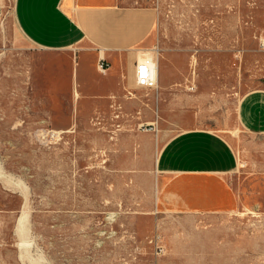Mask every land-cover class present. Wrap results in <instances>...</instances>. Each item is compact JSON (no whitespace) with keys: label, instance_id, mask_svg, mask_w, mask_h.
<instances>
[{"label":"rangeland","instance_id":"obj_1","mask_svg":"<svg viewBox=\"0 0 264 264\" xmlns=\"http://www.w3.org/2000/svg\"><path fill=\"white\" fill-rule=\"evenodd\" d=\"M15 2L0 0V264H264V207L165 212L155 170L162 141L210 130L263 190L242 106L264 91V0H134L157 14L160 82L125 71L112 95L97 52L34 44Z\"/></svg>","mask_w":264,"mask_h":264},{"label":"crops","instance_id":"obj_2","mask_svg":"<svg viewBox=\"0 0 264 264\" xmlns=\"http://www.w3.org/2000/svg\"><path fill=\"white\" fill-rule=\"evenodd\" d=\"M133 3L134 0H16L15 11L23 33L34 44L55 49L47 51L77 48L97 52L98 61L104 59L108 66L104 83L112 95L123 81L121 73L126 71L127 79L136 81L140 53L154 46L157 14L153 8ZM75 76L78 85L76 68ZM242 118L248 131L264 134V91L244 97ZM155 167L159 202L165 212L220 215L264 207V188L261 191L254 186L251 177L245 181L237 178L235 150L218 132L186 129L171 135L162 141Z\"/></svg>","mask_w":264,"mask_h":264},{"label":"built area","instance_id":"obj_3","mask_svg":"<svg viewBox=\"0 0 264 264\" xmlns=\"http://www.w3.org/2000/svg\"><path fill=\"white\" fill-rule=\"evenodd\" d=\"M137 75H136V85L139 87L149 88V89H157L158 81L154 77V68L151 65L150 61L138 62L137 64ZM108 66L106 65V61L104 59H100L98 70L101 73L106 74Z\"/></svg>","mask_w":264,"mask_h":264},{"label":"bare ground","instance_id":"obj_4","mask_svg":"<svg viewBox=\"0 0 264 264\" xmlns=\"http://www.w3.org/2000/svg\"><path fill=\"white\" fill-rule=\"evenodd\" d=\"M147 60H149L151 65L153 66V68H154V74L153 75H154L155 79H157V81H158L159 80V59H158L157 55L154 56V54H152L150 52H145V53L141 52L139 55L138 61L143 62V61H147ZM21 227H25L24 221L22 219L20 220V229H21ZM19 233H21V231Z\"/></svg>","mask_w":264,"mask_h":264}]
</instances>
